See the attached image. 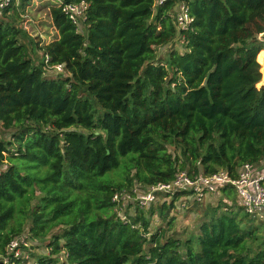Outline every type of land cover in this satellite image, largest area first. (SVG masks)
<instances>
[{"label": "trees", "instance_id": "1", "mask_svg": "<svg viewBox=\"0 0 264 264\" xmlns=\"http://www.w3.org/2000/svg\"><path fill=\"white\" fill-rule=\"evenodd\" d=\"M14 1L0 12V125L16 129L0 138V255L24 235L29 260L47 243L32 264H264L263 224L231 187L186 239L168 235L186 193L126 211V222L112 202L179 171L236 178L264 163V0H189L181 32V0H61L49 10L58 38L36 64L10 12L29 0ZM81 1L77 27L61 4ZM176 39L182 49L158 59ZM57 64L64 73L47 75Z\"/></svg>", "mask_w": 264, "mask_h": 264}, {"label": "built area", "instance_id": "2", "mask_svg": "<svg viewBox=\"0 0 264 264\" xmlns=\"http://www.w3.org/2000/svg\"><path fill=\"white\" fill-rule=\"evenodd\" d=\"M168 0H153L154 9L164 5ZM187 1L181 0L176 5L174 15V25L177 31H187L192 18L189 15ZM12 0H0V12L8 7ZM88 3L81 1L78 3L61 4L62 13L69 21L80 27L86 21ZM258 39L264 41V34H260ZM45 65L48 63L47 56L44 58ZM48 70L55 74H63L64 66L57 64L47 66ZM224 187L234 189L238 207L249 217L264 222V163L243 164L236 178H230L225 171H219L210 176H189L185 171H179L168 183H159L147 187L134 186L129 191L115 193L112 202L115 204V211L120 220L126 222V211L139 209L148 210L152 205L161 200L171 199L176 194L186 193L180 201V208L186 209V199L192 197L197 202H202L205 198L216 193ZM191 193V195H189ZM224 211L227 207L223 208ZM29 244L24 235L12 239L5 248V253L0 255V264H32L25 248Z\"/></svg>", "mask_w": 264, "mask_h": 264}, {"label": "rangeland", "instance_id": "3", "mask_svg": "<svg viewBox=\"0 0 264 264\" xmlns=\"http://www.w3.org/2000/svg\"><path fill=\"white\" fill-rule=\"evenodd\" d=\"M19 2L20 0H15L14 4L19 6ZM60 2L61 0H29L28 5L25 6L23 10L20 9L19 12L15 10L14 14L10 11L12 17L15 18L17 16V24L20 26V29L26 33V36H21L19 41L25 45L28 58L32 59L35 64L40 61L42 56V52L39 48L58 38V33L52 24L49 10L52 7L59 5ZM170 49L181 50V41L176 39L171 45H168L165 48H157V58L164 60L166 51ZM46 74L51 76L56 75L52 71H47ZM14 133H16V129L4 130L0 125L1 139H9ZM3 168L4 166H0L1 170H3ZM206 207L211 206H205L204 203H201L183 211L177 209L176 206L169 214L170 217L174 219V222L168 235H174L180 239H186L189 236L194 235L197 231V225L204 217ZM192 215H194V217ZM196 215H199V217L197 218ZM240 216L242 217L243 214L241 213ZM153 227L166 228V223L155 221ZM54 232H57V230ZM46 247L47 243L39 242V246H37L36 249L33 248L30 252V261L34 260L35 257H38V255H42V251H45ZM46 252L49 251L47 250Z\"/></svg>", "mask_w": 264, "mask_h": 264}, {"label": "crops", "instance_id": "4", "mask_svg": "<svg viewBox=\"0 0 264 264\" xmlns=\"http://www.w3.org/2000/svg\"><path fill=\"white\" fill-rule=\"evenodd\" d=\"M186 200H187L186 201L187 208L186 209H183V210H188V209L192 208L193 206H195L197 204H201V203H204L205 206L214 205L218 200H220V194H219V191H217L216 193L210 194L202 202H197V201H195L194 199H191V198H187ZM179 201H181V200H179ZM224 203H227L228 204V203H232V202L231 201H225ZM233 203L235 205L238 204V200H237V196L236 195L234 196V202ZM176 206H177V209L183 211L182 209L179 208V202H176ZM192 216L194 217V215H192ZM196 217L198 218L199 215H196ZM254 220L256 222L261 223V224L264 225V222H261L260 220H256V219H254Z\"/></svg>", "mask_w": 264, "mask_h": 264}, {"label": "water", "instance_id": "5", "mask_svg": "<svg viewBox=\"0 0 264 264\" xmlns=\"http://www.w3.org/2000/svg\"><path fill=\"white\" fill-rule=\"evenodd\" d=\"M205 83V82H204Z\"/></svg>", "mask_w": 264, "mask_h": 264}]
</instances>
